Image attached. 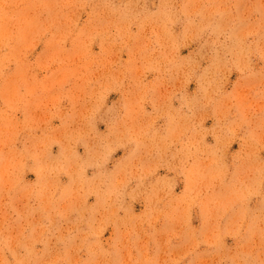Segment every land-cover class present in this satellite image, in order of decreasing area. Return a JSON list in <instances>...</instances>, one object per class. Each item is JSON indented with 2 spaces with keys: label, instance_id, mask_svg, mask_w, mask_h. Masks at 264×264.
Listing matches in <instances>:
<instances>
[{
  "label": "rangeland",
  "instance_id": "rangeland-1",
  "mask_svg": "<svg viewBox=\"0 0 264 264\" xmlns=\"http://www.w3.org/2000/svg\"><path fill=\"white\" fill-rule=\"evenodd\" d=\"M0 264H264V0H0Z\"/></svg>",
  "mask_w": 264,
  "mask_h": 264
}]
</instances>
